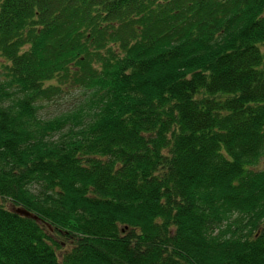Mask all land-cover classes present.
Listing matches in <instances>:
<instances>
[{
  "label": "trees",
  "instance_id": "16d2710c",
  "mask_svg": "<svg viewBox=\"0 0 264 264\" xmlns=\"http://www.w3.org/2000/svg\"><path fill=\"white\" fill-rule=\"evenodd\" d=\"M0 264H264V0H0Z\"/></svg>",
  "mask_w": 264,
  "mask_h": 264
},
{
  "label": "rangeland",
  "instance_id": "374dc122",
  "mask_svg": "<svg viewBox=\"0 0 264 264\" xmlns=\"http://www.w3.org/2000/svg\"><path fill=\"white\" fill-rule=\"evenodd\" d=\"M75 93L78 94L77 91H74L73 93H64L59 99H57V101L55 100L54 103L45 105L41 109V113L44 115L58 113L60 111H63L70 105L72 106L76 104L75 102L72 103V101L74 100Z\"/></svg>",
  "mask_w": 264,
  "mask_h": 264
},
{
  "label": "water",
  "instance_id": "95a60500",
  "mask_svg": "<svg viewBox=\"0 0 264 264\" xmlns=\"http://www.w3.org/2000/svg\"><path fill=\"white\" fill-rule=\"evenodd\" d=\"M17 212L20 213V214H23V215H26V216H30V217H34L37 219V216H35L34 214H32L31 212L25 210V209H22V208H19L17 209Z\"/></svg>",
  "mask_w": 264,
  "mask_h": 264
}]
</instances>
